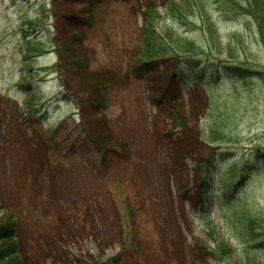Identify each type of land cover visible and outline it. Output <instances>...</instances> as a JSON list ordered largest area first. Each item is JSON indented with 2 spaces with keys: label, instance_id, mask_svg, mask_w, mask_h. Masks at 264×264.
<instances>
[{
  "label": "rangeland",
  "instance_id": "rangeland-1",
  "mask_svg": "<svg viewBox=\"0 0 264 264\" xmlns=\"http://www.w3.org/2000/svg\"><path fill=\"white\" fill-rule=\"evenodd\" d=\"M169 1L0 0V264L14 245L17 264H242L244 250L264 264V226L250 232L263 225L262 168L226 202L231 177L213 169L202 185L197 166L217 151L230 163L264 152V74L200 85L182 66L174 77L178 60L145 64V13ZM206 16L212 51L204 16L158 32L199 43L205 66L264 73L254 19L227 0Z\"/></svg>",
  "mask_w": 264,
  "mask_h": 264
},
{
  "label": "trees",
  "instance_id": "trees-1",
  "mask_svg": "<svg viewBox=\"0 0 264 264\" xmlns=\"http://www.w3.org/2000/svg\"><path fill=\"white\" fill-rule=\"evenodd\" d=\"M209 1L210 0H170L165 8V14L159 13V11L154 8L148 9L145 13L141 31L142 43L145 47L144 63L148 65L152 63L159 64L172 59L178 60V66L174 77H176L177 74L182 75V71L180 69V66H182V68L187 71L188 78L190 77L193 81L198 82L200 85H203L206 80L208 81V79H215L217 76L219 77L222 72L226 75L230 73L239 79H244L250 76H262L264 73L252 72L247 69L221 64L214 68L209 64L205 66L206 63L203 61L202 56L206 52L204 51L203 46L199 43L188 39L187 37L176 35L173 30H165L162 34L158 32L160 23L167 19L184 23L186 19L188 20L189 18H194L196 14H198L199 17H205V19L202 20L200 31L203 33L204 42L208 50L212 51L219 48L221 44L219 43L220 39L218 38V32L215 29V23L211 18L206 16ZM227 1L236 7L240 15L254 19L256 24L259 25V34L262 37L264 36V3L261 0ZM239 42L241 43V40ZM262 78H264V76H262ZM30 89H34L32 84L28 85V90ZM212 133L213 135H216V140L225 141V137L217 131L212 130ZM232 158H234L232 153L217 151L207 161L197 163V166L200 168L202 185L207 186L205 181L206 179H204L203 176H206L213 169L223 171V175L231 177L230 185L225 186V183L222 184L223 190L221 191L222 195L220 196V200L226 202H236L239 199L241 190L245 188L250 176L254 174L257 169L262 168L264 172V152L259 155L257 154L253 160H243L242 162L232 161L230 163L229 161L232 160ZM236 183L237 185L235 186ZM199 202L203 207L205 206L201 193L199 194ZM205 211H207L208 214V210L205 209ZM250 222L252 224V228L250 230L252 236H254V233L252 232H257L258 230L260 231L263 229L264 219L260 223L263 224L262 228L256 226L257 222ZM5 231L9 234L5 237V239L15 238L14 226L7 228ZM212 234H214V231H212L211 235ZM2 236H4L3 233ZM254 239L257 238L252 237V240ZM250 241L251 240L246 241L245 243ZM242 243L245 244L244 242ZM15 247L16 245L5 249L9 251L11 250V252L8 251L7 255H5L6 260H10L12 258L10 264H17V259L12 257L13 254H16V251H14ZM259 247L261 249L264 248V241H261V243L257 242V244H255V249ZM213 252L222 261L225 259L227 260L232 255L230 247L217 246ZM240 258L242 260V264H263L257 256L252 257L251 254L247 253V250L242 251Z\"/></svg>",
  "mask_w": 264,
  "mask_h": 264
}]
</instances>
